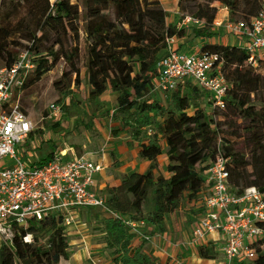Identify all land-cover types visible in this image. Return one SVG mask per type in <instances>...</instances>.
<instances>
[{"label": "trees", "instance_id": "trees-1", "mask_svg": "<svg viewBox=\"0 0 264 264\" xmlns=\"http://www.w3.org/2000/svg\"><path fill=\"white\" fill-rule=\"evenodd\" d=\"M216 3L227 6L230 17L239 14L249 21L259 13L264 0H179L181 19L190 16L202 23L194 30V38L215 36L212 24ZM166 18L159 0H57L53 3L0 0V61L12 66L21 52L41 53L23 91L59 61L64 63L62 80L66 85L60 93L62 97L71 85L79 86L83 42L82 67L90 87L89 98L99 97L108 87L117 94L113 119L119 122L121 130L128 132L129 149L135 144L139 157L151 162L144 173H132L103 191L107 206L120 216L102 219L106 248L111 251L113 264H155L143 251V243L133 248L135 234L123 218L160 227L166 215L179 208V202L172 195L175 187L183 185L189 198L199 197L203 179L192 160L200 156L199 164H206L214 158L218 145L231 158L230 183L236 192L243 193L248 188L264 192V77L248 63L247 54L239 47L205 44L201 51L217 53L223 59L222 72L228 81L227 105L224 111H214L234 108L242 115L249 142L255 145L250 163L244 160V155L232 154L225 144L219 143L218 122L208 115L201 118L199 104L205 94L192 84L179 86L168 95L166 104L142 100L157 74L156 64L163 56L166 38L185 35L184 28L167 25ZM190 109L195 110L194 114H188ZM162 141L166 146L169 178L154 175L158 168L156 160L163 153ZM51 157L52 154L48 156ZM247 167L254 171L248 174ZM122 190L127 195L124 204ZM151 191L154 192L152 208L144 213L143 206ZM37 225L38 229L51 232L45 246L36 243ZM61 228V218L50 216L38 224L28 225L25 230L19 229L12 247L0 248V264H49L48 260L58 264L60 259L67 260L68 243ZM25 234L31 235L33 242H24ZM263 247L264 239L257 244L256 264H264ZM196 251L200 259L217 257L211 243L197 247Z\"/></svg>", "mask_w": 264, "mask_h": 264}, {"label": "built area", "instance_id": "built-area-1", "mask_svg": "<svg viewBox=\"0 0 264 264\" xmlns=\"http://www.w3.org/2000/svg\"><path fill=\"white\" fill-rule=\"evenodd\" d=\"M57 1V0H56ZM212 28L242 40L240 49L248 63L258 67L257 56L264 51V4L249 21H230L225 5L215 4ZM199 23L190 16L181 19V28ZM33 54L21 52L12 66L0 61V242L11 248L19 229L55 216L61 226L74 224L80 209H101L107 216L120 218L106 204L103 191L95 189L101 163L85 158L68 160L63 153L46 161H32L25 147L31 145L36 125L22 111L19 98L25 79L36 68ZM223 59L212 52H187L180 38L165 40L163 56L156 64L157 74L151 86L154 92L170 95L179 86L190 83L204 92L213 109L224 111L228 81L222 72ZM13 95L18 98L12 100ZM53 118L59 117L58 107ZM231 158L219 145L215 156L202 171V212L196 220L186 245L206 246L221 242L223 264H237L257 258V244L264 239V192L248 188L237 193L230 183ZM132 232L144 223L123 218ZM25 234L24 242L31 243Z\"/></svg>", "mask_w": 264, "mask_h": 264}, {"label": "rangeland", "instance_id": "rangeland-1", "mask_svg": "<svg viewBox=\"0 0 264 264\" xmlns=\"http://www.w3.org/2000/svg\"><path fill=\"white\" fill-rule=\"evenodd\" d=\"M160 1V0H159ZM163 4L169 1L170 4L179 3V0H161ZM160 1V4L162 5ZM163 7V6H162ZM80 9H82L80 3ZM179 9V8H178ZM196 27L187 28L185 32L188 37L194 35ZM22 42L27 43L21 37ZM81 78L80 85H71L67 95L62 97L60 94L65 90V83L62 80V72L64 63L59 61L54 64L43 77L34 84L26 85L23 93L19 98L21 107L29 119L36 125L34 138L29 147H25L26 154L29 153L32 161H46L48 156L52 154L59 155L63 153L68 160L85 158L88 160H103L106 164L105 171L112 176L113 183L121 181L136 171H129L127 167L129 151L135 148V144L129 149V134L126 130L120 129L119 122L114 121L113 116L117 109V94L113 93L108 87L105 92L94 99L89 98L90 87L85 78V69L82 67L85 60L84 44L81 42ZM41 53L33 52V62H37ZM258 67L257 73L264 77V55L257 56ZM137 68V67H136ZM138 69V68H137ZM34 72V71H33ZM33 72H30L25 83L32 78ZM132 92V91H130ZM19 96L13 95L12 100ZM101 98V99H100ZM169 97L165 94L154 92L152 86L144 95L142 100L152 101L158 100L162 104H166ZM58 107L60 110L59 117L53 118V109ZM201 110V118L205 115L211 116L218 122L216 126L221 139L220 144H225L232 154L244 155L246 162H251L252 150L255 145L249 142L247 124L239 111L235 112L234 108H229L225 112H217L210 106L208 97L202 98L199 104ZM194 109L188 110V114H194ZM165 144L163 141L161 142ZM165 146V145H164ZM137 147V146H136ZM258 156L256 153L255 159ZM201 157L192 160L193 166L201 175L205 167V163L201 165L199 162ZM199 164V165H198ZM160 166V163H157ZM198 165V166H197ZM159 168V167H158ZM158 168L154 171L155 177ZM165 173L168 175L166 169ZM254 168L247 167L250 174ZM113 185L107 184V187ZM116 186V185H114ZM122 203L127 200L125 190L121 192ZM154 192L151 191L148 199L143 206L144 213L151 210V199ZM173 198L179 202V208L166 215V218H172L173 221L181 222L176 231V241L181 242V248L186 247L184 242L190 236V232L194 227L195 218L201 214L200 206L202 203L201 195L195 198H189L184 186H178L173 189ZM170 215V216H169ZM107 213L101 209H80L74 217V224L69 227H62V233L66 236L68 243L67 255L68 259H60L58 264H113L111 251L106 248L105 233L103 232L102 219ZM200 216V215H199ZM198 216V217H199ZM38 226V225H37ZM36 226V227H37ZM34 232L37 238V245L45 246L50 235L48 229H38ZM138 233L150 234L156 231L149 230L146 227H139ZM138 238L133 246H138L142 240L137 233ZM31 242L33 239L31 238ZM212 244V243H211ZM3 244L0 242V248ZM217 257L211 260L200 259V264H222L224 257L221 252V242L214 243ZM264 248V247H263ZM262 249V248H261ZM196 250V248H195ZM264 250V249H262ZM197 254V252H196ZM259 255H257L258 257ZM181 256H177L180 259ZM255 260L245 261L237 264H256ZM51 264V261L48 260Z\"/></svg>", "mask_w": 264, "mask_h": 264}, {"label": "crops", "instance_id": "crops-1", "mask_svg": "<svg viewBox=\"0 0 264 264\" xmlns=\"http://www.w3.org/2000/svg\"><path fill=\"white\" fill-rule=\"evenodd\" d=\"M49 1L53 3L56 0H49ZM162 6L164 11L167 13L166 24L170 26H176L178 29H181V15L179 13L177 3H175L174 5V4H170L169 1H165V4L162 3ZM242 18L243 17L241 15L234 14L231 15L230 21L242 20ZM201 26L202 23L199 22L196 24H189L186 27H184V29L192 28V27L200 28ZM212 32L215 34V36L212 39L194 38V35L192 37H188L189 34L185 32V35L182 38H180L181 48L187 52H198L205 44L236 46L239 48L242 45L241 39L227 34L222 29L212 28ZM259 55H264V51L260 52ZM164 145L165 144L161 143L163 153L156 160L157 163H160V166H158L159 168H158L157 176L161 175L164 178H169L170 175L169 174L167 175L164 171V169L167 168V164H168V159L165 154L166 146ZM129 153L130 156L127 158L128 159L127 167L129 168L128 169L129 171L132 170V171H136L139 174H142L151 165V162L143 160L139 157L138 147L135 146V148H132L129 151ZM91 160L101 163L103 165V170L97 174L95 181V189L97 191L100 192L104 191L107 184H109L110 186L119 184V182L117 181L114 184H110L113 183L115 179H113L112 176H109L108 172L105 171L106 164L104 163L103 160L100 161L95 159H91ZM200 212H202L201 206H200ZM198 216L195 218V222L199 218ZM180 223L173 221L172 218L170 217L169 218L165 217L164 222L160 227H150L146 224L141 225V227H146L149 230L155 231L156 229L153 235L143 234L141 232L138 233V236H140V239L142 240L140 243H138V245L143 243V251L154 259L155 264H200L201 260L196 256L197 251L195 250V247L187 246L186 245L187 241H186L183 244L186 247L181 248V242L175 240L177 236L176 231L178 230V225ZM137 239L138 238L135 237L133 243ZM135 247L136 246H133V248ZM177 256H181L180 259H177ZM210 262H213V260H211Z\"/></svg>", "mask_w": 264, "mask_h": 264}]
</instances>
